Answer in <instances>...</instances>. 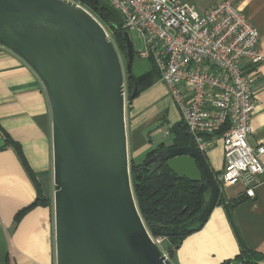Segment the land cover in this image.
I'll use <instances>...</instances> for the list:
<instances>
[{"label": "water", "instance_id": "1", "mask_svg": "<svg viewBox=\"0 0 264 264\" xmlns=\"http://www.w3.org/2000/svg\"><path fill=\"white\" fill-rule=\"evenodd\" d=\"M123 26L105 0H92ZM125 69L105 28L68 0H0V46L39 77L52 117L56 264H173L155 237L200 230L218 204L220 190L205 156L172 146L146 162L165 165L178 179L206 181L210 198L185 224L150 227L134 196L126 132L125 73L134 47L128 32ZM137 95L134 89L132 98Z\"/></svg>", "mask_w": 264, "mask_h": 264}, {"label": "crops", "instance_id": "2", "mask_svg": "<svg viewBox=\"0 0 264 264\" xmlns=\"http://www.w3.org/2000/svg\"><path fill=\"white\" fill-rule=\"evenodd\" d=\"M239 7L259 31L264 56V0H243ZM246 65L257 76L248 140L252 147L264 146V61L257 70ZM180 122L179 111L161 79L129 102V164L143 163L160 146H174L171 128ZM0 130L4 136L0 142V264H56L50 104L36 73L2 46ZM204 156L215 175L224 169L220 140ZM37 186L51 206H35L19 218L37 200ZM242 192L240 185L221 192L225 205H217L205 225L183 239L174 264H222L236 259L242 250L264 256V176L255 199L238 201Z\"/></svg>", "mask_w": 264, "mask_h": 264}, {"label": "built area", "instance_id": "3", "mask_svg": "<svg viewBox=\"0 0 264 264\" xmlns=\"http://www.w3.org/2000/svg\"><path fill=\"white\" fill-rule=\"evenodd\" d=\"M105 1L122 17L120 33L135 32L143 40L140 57L160 73L194 148L204 155L222 142L224 169L215 175L220 192L240 185L239 199H255L264 146L248 140L257 76L246 64L257 70L264 56L259 31L239 7L243 0H220L204 12L188 0ZM149 235L171 261L168 238Z\"/></svg>", "mask_w": 264, "mask_h": 264}, {"label": "trees", "instance_id": "4", "mask_svg": "<svg viewBox=\"0 0 264 264\" xmlns=\"http://www.w3.org/2000/svg\"><path fill=\"white\" fill-rule=\"evenodd\" d=\"M81 1L92 6V10L99 12L100 19L108 23L119 37L120 44L127 59L126 44L120 35V30L115 29V20L106 12L102 11L92 0H73ZM113 22V23H112ZM114 24V25H113ZM160 73L153 65L152 69L142 76L135 77L133 73L127 77L129 90L137 88L138 97L143 91L149 89L160 80ZM135 97V98H136ZM135 98L130 97L131 103ZM174 136V146L176 147H195V144L188 134L187 128L182 123L175 124L171 128ZM7 144L11 146V140L7 139ZM160 146L156 151L150 153L143 163L130 164V174L134 196L139 208V212L145 223L150 227H173L187 223L197 216L205 208L210 198V186L203 181L201 183H191L187 179H178L165 165L155 168L154 165H146V162L153 158L157 152L162 150ZM19 150V148H17ZM21 155V150H19ZM215 175V173L213 172ZM37 200L28 208L24 209L19 218L35 206H51V201L46 199L40 187L37 186ZM238 201L243 199H237ZM224 200L221 192L217 205H222ZM186 236L168 238L167 250L170 253V260L174 264L175 252ZM264 261V256L260 253L241 251L234 260H228L222 264H260Z\"/></svg>", "mask_w": 264, "mask_h": 264}, {"label": "rangeland", "instance_id": "5", "mask_svg": "<svg viewBox=\"0 0 264 264\" xmlns=\"http://www.w3.org/2000/svg\"><path fill=\"white\" fill-rule=\"evenodd\" d=\"M68 1L87 10L94 18H96L102 24V26L105 28L108 34L110 41L114 44L115 48L117 49V52L123 64V68L125 69L127 59L124 58L125 55H124L122 46L120 44L119 37L116 35V32L113 30V28H111V26L108 23L102 22L99 17L100 13L93 11L92 6H90L89 4L88 5L84 4L81 1H73V0H68ZM188 1L194 4L200 12H204V11L209 10L211 7L217 4L220 0H188ZM129 35H130V38H131V41L134 47V52H135V60L133 63L132 73L135 76H140L148 69H152L153 66H151L150 60L142 59L140 57V52L145 50V45H144L143 40L135 32H131L129 33ZM127 77L128 75L125 73V101H126V111L128 113L129 100L131 97L130 95L132 93V89L129 90V87L127 84ZM225 188H228V187H224L223 189Z\"/></svg>", "mask_w": 264, "mask_h": 264}, {"label": "flooded vegetation", "instance_id": "6", "mask_svg": "<svg viewBox=\"0 0 264 264\" xmlns=\"http://www.w3.org/2000/svg\"><path fill=\"white\" fill-rule=\"evenodd\" d=\"M113 23V22H112ZM114 25V24H113ZM115 27V26H114ZM136 77V76H135Z\"/></svg>", "mask_w": 264, "mask_h": 264}, {"label": "bare ground", "instance_id": "7", "mask_svg": "<svg viewBox=\"0 0 264 264\" xmlns=\"http://www.w3.org/2000/svg\"><path fill=\"white\" fill-rule=\"evenodd\" d=\"M6 137V136H5Z\"/></svg>", "mask_w": 264, "mask_h": 264}]
</instances>
